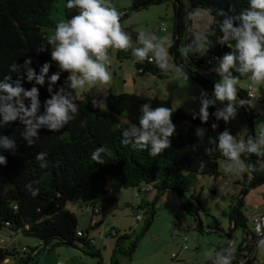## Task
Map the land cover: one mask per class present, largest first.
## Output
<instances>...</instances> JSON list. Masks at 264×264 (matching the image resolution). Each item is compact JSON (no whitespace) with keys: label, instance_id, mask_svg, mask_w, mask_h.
I'll return each mask as SVG.
<instances>
[{"label":"trees","instance_id":"1","mask_svg":"<svg viewBox=\"0 0 264 264\" xmlns=\"http://www.w3.org/2000/svg\"><path fill=\"white\" fill-rule=\"evenodd\" d=\"M149 1L151 0H134L133 8ZM168 1L172 2L176 16L169 56L174 64L184 65L188 77L193 82L210 91L214 87L203 76V73H208L211 68L207 66V61L213 60V65L217 68L223 55L232 51L226 45L219 44L221 33L216 21L221 20L222 17L217 13L223 9L229 15L238 14L249 7V0H165L164 2ZM57 2L59 0H0V80L7 75H11L13 80L19 76L23 78L22 86L25 89L36 86L41 101L39 114H43L44 101L51 98L47 91L48 77L45 78V84L42 86L35 85L34 81L28 82L23 73V63L31 58V67L37 74L45 62L52 64L48 76L60 71L56 63L51 60V46L46 45L49 36L46 30H55L57 24L52 19ZM199 9L207 11L213 19L205 35L213 46L206 55L190 52L185 59L178 49L197 40L198 33L193 29L192 16L194 11ZM65 14L69 19L77 14V10L65 6ZM130 15L128 11L123 12L121 20ZM131 37L137 41V33H131ZM42 44L46 45V51L38 53L37 48ZM117 59L122 63L134 62L140 76L149 74L163 79L167 73L162 72L153 61L137 62L131 49L117 50ZM14 62L21 65L17 73H11L9 70ZM233 74L239 75L235 72ZM68 75L69 73L60 74V80L53 87V92L56 88L67 85ZM240 80L247 78L241 77ZM106 96L104 102L107 104V110L101 111L93 107L94 98L84 94L82 99L77 101L79 111L76 118L58 132H51L47 128L40 129L39 139H36L31 147H28L22 138L23 125L19 120L8 126H0V134L12 137L17 144L15 155L11 151H0V154L7 158V164L0 165V231L8 230L11 233L37 239L41 242L40 248L48 249V252L58 247H75L77 244H82L84 254L99 258L100 264H103L101 252L89 240L92 227L82 231L85 237H79L78 233L81 232L79 219L68 209V205L81 202L95 206L104 203L105 207L97 213L93 212V215H99L105 220L113 215L118 207V201L110 196L109 178L122 184L125 189L151 186L156 195L152 200L143 197L140 203V209L145 210L146 215L141 231L121 234V231L111 229L108 234L116 239L110 264H122L121 256H127L130 260L134 257L154 222L157 206L163 196L179 195L183 200V209L191 215H197L199 210H203L198 196L193 195L190 199H186V195L201 176L216 179L225 176V172L220 168V162L226 160L219 151L211 156L205 153L206 148L215 147L209 143V139L217 138L225 131L222 120H217L214 115L217 110L212 106L209 107L210 117L219 126V129L214 130L209 120L206 124L201 122L198 111H195L197 115L193 119V112L189 113L181 108L175 109L169 100L150 99L137 94H117L111 89ZM245 98H247L246 91L239 92L238 99ZM205 99H208L206 95ZM144 103H149L153 107H169L173 111L172 119L176 125V134L171 138V147L156 157L149 154L150 149L134 150L131 145L125 146L121 143L122 129L126 125L121 122L120 117L138 123L139 108ZM248 110L250 132L246 138L249 135L254 136V121L257 118L253 109L248 108ZM82 122H86L83 127ZM201 127L206 129V135L197 137L196 131ZM98 147H103L110 153V155L103 154L107 161L104 164L95 163L91 159L93 151ZM40 152L47 153L43 161L47 164L46 168H41L39 166L41 162L36 160V155ZM242 159L251 164H256L258 160L255 155L249 154H244ZM201 163L204 165L203 168ZM242 178L237 184L242 187L238 202L235 207H231L232 226L234 222L236 223L234 232L227 243L217 246L215 257L210 264H214L216 254L222 249L232 250L230 243L234 240V233L239 229L244 230V237L241 244L233 250V264H260L255 257L258 239L248 227L250 218L244 212L246 198L241 199V195L253 184L256 186L252 190L263 186L264 172L247 171ZM30 182L33 189H39V194L35 197L25 187ZM142 192L143 190L140 189V195ZM150 192L151 190L146 193ZM213 230L220 236L223 232L219 227ZM199 231L204 234L202 227ZM36 249L31 248L32 251ZM37 257H32L30 253L19 252L16 248L8 249L0 246V264H9V258L14 259L13 264H31Z\"/></svg>","mask_w":264,"mask_h":264},{"label":"clouds","instance_id":"2","mask_svg":"<svg viewBox=\"0 0 264 264\" xmlns=\"http://www.w3.org/2000/svg\"><path fill=\"white\" fill-rule=\"evenodd\" d=\"M68 9H76L77 14L67 20H61L56 24L54 32L48 36L46 45L51 46V60L56 63L59 72L48 76L52 67L50 62H45L39 74L31 67L32 59L24 61V71L28 82L35 85H44L48 77L47 91L50 94L43 104V114H39L41 101L39 89L36 86L25 89L22 86L23 78L13 80L11 75L0 80V126H8L17 120L23 125L22 138L27 146L34 145L39 139V130L47 128L51 132H58L65 128L70 121L76 118L79 111L77 101L78 93L86 88H99L106 96L107 86L112 81L110 67V50L128 51L137 62L151 60L162 72L173 73L174 79L188 80V74L184 65L170 62L169 49L173 41L168 37H158L154 33L140 31L137 34L139 47L133 48L132 38L121 24V13L111 3V0H67ZM222 17L216 21L221 33L219 44L226 45L232 51L225 53L220 59L219 66L213 69L220 77L215 82L213 99H202L199 110V118L203 124L209 119V107L216 101L225 103V107L217 110L214 115L217 120L222 119L226 123L235 119L238 107L254 109L256 97L254 89L258 85H264V0H249V7L238 14L229 15L221 9L217 13ZM46 45L42 44L37 52L46 51ZM213 43L206 36H198L193 43L185 44L178 49L180 55L187 59L189 53L206 55ZM21 65L14 62L10 65V72L17 73ZM60 72H67V87L72 91H66L60 87L53 92V87L60 80ZM239 75H234L233 73ZM247 78V98L238 99L239 89L237 85L240 78ZM202 97L206 94L202 91ZM93 107L101 111L107 110L104 101L99 103L94 99ZM138 123H132L120 117L123 124L121 143L131 145L134 150L150 149V155L156 157L171 147V138L176 134V125L173 123V111L169 107H153L144 103L139 108ZM193 112V119L196 118ZM82 122L81 126H85ZM215 130L216 124L212 125ZM197 137L206 135L205 128H198ZM209 143L215 147L206 148L205 153L211 156L219 151L227 161L228 169H235L240 173L245 171L264 172V129L258 135H249L246 139L237 140L236 136L228 130L220 133L217 138H210ZM17 144L10 136L0 134V151H11L15 155ZM109 154L103 147L96 148L91 159L98 164L107 161L103 154ZM244 154L255 155L256 164L246 163ZM46 152L36 155V160L41 168H46L43 163ZM7 158L0 154V165H6ZM204 165L201 163V168ZM27 191L33 196L39 194V189H33L32 182L26 186ZM257 246L264 249V238L257 242ZM234 252L231 249H222L216 254L214 264H233Z\"/></svg>","mask_w":264,"mask_h":264},{"label":"rangeland","instance_id":"3","mask_svg":"<svg viewBox=\"0 0 264 264\" xmlns=\"http://www.w3.org/2000/svg\"><path fill=\"white\" fill-rule=\"evenodd\" d=\"M113 6L122 14L133 8L134 0H111ZM66 0H59L52 13V19L57 23L61 20H67L65 14ZM193 29L197 31V36H205L211 26L213 19L205 10H196L192 16ZM176 16L171 1L161 4L151 5L146 9L121 20L123 29L130 34L145 31L154 33L158 37H168L170 40L175 31ZM166 29V33L161 32V28ZM51 35L54 30H46ZM132 38V37H131ZM133 48L139 47L138 41L132 38ZM110 67L112 81L107 86V92L111 89L113 92H139L146 98L169 99L173 102L175 109H183L186 112H195L200 110L203 91L209 95L208 99H213V89L205 90L188 80L174 79L173 73L167 72L165 78L159 79L152 75L140 76L135 68L134 62H120L117 59V50H110ZM170 62L173 63L171 57ZM60 70V69H59ZM205 79L214 87L220 77L217 73H203ZM134 83H137L136 87ZM247 80H240L237 85L239 92L246 91ZM66 91H72L66 86ZM60 88V87H59ZM56 88L54 92L58 91ZM84 94H88L98 103L104 101V95L99 88H86L82 93H78L79 100ZM136 94V93H130ZM226 103V102H225ZM225 103L216 101L212 106L216 110L225 107ZM247 113H246V112ZM256 119L254 121V136L258 135L261 129H264V85L256 86V107L253 109ZM248 108L238 107L235 119L225 122L222 119L225 130L236 136L237 139H245L249 134ZM212 125L216 124L210 117L208 119ZM216 129H219L218 124ZM227 162L221 161L220 168L225 172V176L218 179L201 176L195 186L186 195L190 199L193 195L198 196L202 202L203 210L194 215L189 214L182 207V199L176 194H166L161 198L156 209V216L145 238L142 240L138 250L132 260L127 256H121L122 264H210L215 257V251L219 244L227 243L226 234L232 230L230 219L231 207H235L242 187L237 185L242 181V175L247 171L240 173L235 169H228ZM149 188L150 193L142 192ZM108 189L110 196L118 201L117 210L113 215L105 220L101 216H94L92 209L102 210L104 203L98 205L73 203L68 205V209L75 213L79 219V229L86 231L92 227L89 233L90 238L95 241V248L101 252L103 264H110L112 251L116 245V239L108 235L111 229L121 231V234L130 231L140 232L144 226L146 215L145 210L140 209V203L143 197L153 199L156 192L151 186L144 185L142 188L125 189L122 184L116 180L108 179ZM233 199V200H232ZM93 208H92V207ZM245 214L250 218L248 227L252 230L251 219L256 214H264V185L258 187L247 195L245 199ZM142 216L141 221L135 219L136 216ZM202 227L204 234L199 231ZM223 230L220 234L214 233L215 228ZM10 237H18L15 242V248L21 252L22 248L29 249L33 247L40 248L41 242L34 238L23 235L11 234L8 230L0 231V244L9 246ZM244 237V230L239 229L234 233V244L232 250L238 247ZM13 247V246H12ZM74 247H58L48 252V249H39L40 253L31 264H100L99 258H92L83 252V245L77 244ZM187 247V250H184ZM257 261L264 262V249L257 247L255 252ZM9 264L14 263L13 258H9Z\"/></svg>","mask_w":264,"mask_h":264},{"label":"built area","instance_id":"4","mask_svg":"<svg viewBox=\"0 0 264 264\" xmlns=\"http://www.w3.org/2000/svg\"><path fill=\"white\" fill-rule=\"evenodd\" d=\"M161 32L162 33H166V29L164 27L161 28ZM151 61V60H150ZM207 66L211 67L209 70V73H216L213 69H215L216 67L213 65V60H208L207 61ZM67 72H60V74H66ZM248 83H250V81L247 79ZM249 85V84H248ZM248 92V86L246 89V93ZM254 95L256 97V87L254 89ZM206 98H209V95H206ZM150 189L146 188L145 190H143V192H149ZM92 207V206H91ZM93 208V207H92ZM92 213L95 212L97 213L98 210L96 209H92L91 210ZM135 219L137 221H141L142 220V216H136ZM251 223H252V230L251 232L253 233V235L255 236L256 239L260 240L261 238H264V214H256L252 217L251 219ZM79 237H85L84 233L81 231L78 233ZM90 241H92L95 244L94 239L89 238ZM235 246L234 241H232L230 243V247L233 248ZM41 249V248H39ZM36 249L34 251H32L29 248H22V253H30L32 255V257H37L40 253V250ZM184 250H187V247H184ZM58 264H64V263H58Z\"/></svg>","mask_w":264,"mask_h":264},{"label":"water","instance_id":"5","mask_svg":"<svg viewBox=\"0 0 264 264\" xmlns=\"http://www.w3.org/2000/svg\"><path fill=\"white\" fill-rule=\"evenodd\" d=\"M164 1H165V0H151V1H149V2H147V3H145V4H143V5H141V6H139V7L129 9V10H128V13H134V12H137V11H139V10H141V9H144V8L149 7L151 4H158V3H161V2H164ZM255 186H256V185L253 184V185H251L250 187H248L247 189H245V190L243 191L242 195H241V199H245V198L247 197V195L251 192V190H252ZM235 225H236V223L234 222V224H233V226H232V230H231V232L226 234V238H227V239H229V238L232 236V234H233V232H234ZM74 248H76V247H74ZM76 249H77V248H76Z\"/></svg>","mask_w":264,"mask_h":264},{"label":"crops","instance_id":"6","mask_svg":"<svg viewBox=\"0 0 264 264\" xmlns=\"http://www.w3.org/2000/svg\"><path fill=\"white\" fill-rule=\"evenodd\" d=\"M136 85H137V83H134V86L136 87ZM118 93V92H117ZM122 93H128V94H130V93H136L137 95H140V96H145L144 94H140L139 92H133V90H129L128 92H120V94H122ZM166 100H169V99H166ZM169 101H171V100H169ZM172 104H173V102H172ZM174 105V104H173ZM11 234H16V233H11ZM17 235H21V234H17ZM11 238V242H10V244H9V246H3V245H1L0 244V246H2V247H4V248H8V249H14L15 248V242H16V240L18 239V237H10ZM13 246V247H12ZM24 248H27V247H24ZM33 248H38V247H33ZM56 264V263H55ZM58 264V263H57Z\"/></svg>","mask_w":264,"mask_h":264}]
</instances>
